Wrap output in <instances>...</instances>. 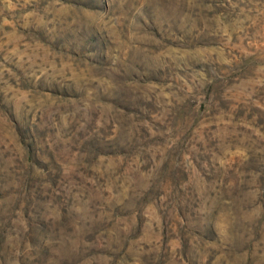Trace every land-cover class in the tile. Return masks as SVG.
<instances>
[{"label": "rangeland", "instance_id": "374dc122", "mask_svg": "<svg viewBox=\"0 0 264 264\" xmlns=\"http://www.w3.org/2000/svg\"><path fill=\"white\" fill-rule=\"evenodd\" d=\"M0 264H264V0H0Z\"/></svg>", "mask_w": 264, "mask_h": 264}]
</instances>
